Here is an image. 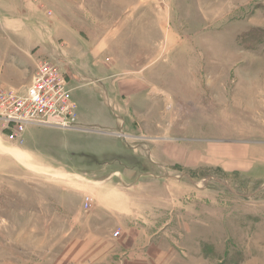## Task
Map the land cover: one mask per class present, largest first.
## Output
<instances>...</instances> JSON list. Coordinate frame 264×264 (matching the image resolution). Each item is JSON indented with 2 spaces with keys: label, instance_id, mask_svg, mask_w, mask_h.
<instances>
[{
  "label": "rangeland",
  "instance_id": "1",
  "mask_svg": "<svg viewBox=\"0 0 264 264\" xmlns=\"http://www.w3.org/2000/svg\"><path fill=\"white\" fill-rule=\"evenodd\" d=\"M12 39L81 128L0 123V264H264V0H0Z\"/></svg>",
  "mask_w": 264,
  "mask_h": 264
},
{
  "label": "built area",
  "instance_id": "2",
  "mask_svg": "<svg viewBox=\"0 0 264 264\" xmlns=\"http://www.w3.org/2000/svg\"><path fill=\"white\" fill-rule=\"evenodd\" d=\"M164 3L166 0H154ZM57 58L36 63V73L23 90L0 85V123L13 137H21L30 125L60 129L81 128L78 105ZM91 197L87 196L86 208Z\"/></svg>",
  "mask_w": 264,
  "mask_h": 264
},
{
  "label": "crops",
  "instance_id": "3",
  "mask_svg": "<svg viewBox=\"0 0 264 264\" xmlns=\"http://www.w3.org/2000/svg\"><path fill=\"white\" fill-rule=\"evenodd\" d=\"M16 19H17L16 17H14L12 19L11 18L10 19L2 18V23L5 25L4 27H7L10 31H16V28H15L16 26L13 23V22H15ZM23 29H24V27L21 30H23ZM15 44H16V40H14V39H12L11 41L8 40L4 44L2 42H0V68L1 69L4 66L6 59H8L10 57V53L13 50V47L15 46ZM25 44H26V42H24L23 45L25 46ZM32 44H33V42L30 41V43H29V41H28L27 46L32 45ZM30 51L31 50L26 51L27 54H30L31 53ZM79 119H80V116H79ZM8 152H10V150H8ZM157 156H159L157 158L160 159V161L166 160V162H167L170 160V157L166 154H161V155H157ZM158 159H156L157 162H159Z\"/></svg>",
  "mask_w": 264,
  "mask_h": 264
}]
</instances>
